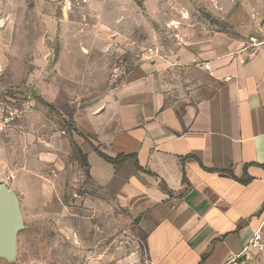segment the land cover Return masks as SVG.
Returning a JSON list of instances; mask_svg holds the SVG:
<instances>
[{"label": "crops", "instance_id": "1", "mask_svg": "<svg viewBox=\"0 0 264 264\" xmlns=\"http://www.w3.org/2000/svg\"><path fill=\"white\" fill-rule=\"evenodd\" d=\"M247 7L234 32L188 28L72 116L103 153L135 155L114 165L74 138L90 180L148 225L151 264L231 263L264 219V0Z\"/></svg>", "mask_w": 264, "mask_h": 264}, {"label": "rangeland", "instance_id": "2", "mask_svg": "<svg viewBox=\"0 0 264 264\" xmlns=\"http://www.w3.org/2000/svg\"><path fill=\"white\" fill-rule=\"evenodd\" d=\"M251 3L0 0V112L19 113L0 130V181L24 221L14 259L0 264H151L148 225L90 180L72 116L188 28L234 32ZM227 264H264V252Z\"/></svg>", "mask_w": 264, "mask_h": 264}, {"label": "water", "instance_id": "3", "mask_svg": "<svg viewBox=\"0 0 264 264\" xmlns=\"http://www.w3.org/2000/svg\"><path fill=\"white\" fill-rule=\"evenodd\" d=\"M23 227L18 195L0 181V257L14 259L17 233Z\"/></svg>", "mask_w": 264, "mask_h": 264}, {"label": "built area", "instance_id": "4", "mask_svg": "<svg viewBox=\"0 0 264 264\" xmlns=\"http://www.w3.org/2000/svg\"><path fill=\"white\" fill-rule=\"evenodd\" d=\"M203 66L204 68L208 69V62H205ZM17 118H19L17 109H12L10 107L2 108L0 112V130L10 125ZM245 250L264 252V219L261 221L259 227L253 232L248 245L245 247Z\"/></svg>", "mask_w": 264, "mask_h": 264}, {"label": "trees", "instance_id": "5", "mask_svg": "<svg viewBox=\"0 0 264 264\" xmlns=\"http://www.w3.org/2000/svg\"><path fill=\"white\" fill-rule=\"evenodd\" d=\"M45 105L47 106H50V104H48L47 102H44ZM72 131H74L75 133L79 134V135H82L84 139H87L86 136H84L81 132H79L77 129L75 128H71ZM90 145L92 147V149L102 158L104 159L105 161L107 162H110V163H113L114 165H119L121 164L124 160L128 159V158H133L135 157L134 154H119L115 157H110L108 156L107 154L103 153L99 148L98 146L92 144L90 142ZM78 152H80V154H82L81 150L78 148ZM83 155V154H82ZM83 160L84 162L86 163V160H85V156L83 155ZM184 180V178H183Z\"/></svg>", "mask_w": 264, "mask_h": 264}]
</instances>
